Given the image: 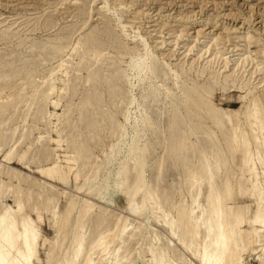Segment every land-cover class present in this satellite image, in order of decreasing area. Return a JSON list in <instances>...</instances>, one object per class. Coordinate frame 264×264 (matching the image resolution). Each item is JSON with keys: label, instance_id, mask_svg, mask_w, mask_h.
<instances>
[{"label": "bare ground", "instance_id": "obj_1", "mask_svg": "<svg viewBox=\"0 0 264 264\" xmlns=\"http://www.w3.org/2000/svg\"><path fill=\"white\" fill-rule=\"evenodd\" d=\"M71 31L47 42L32 43L31 50L38 52L35 54L38 61L34 59L31 64L35 67L32 70L24 68L22 75L12 66V60L18 59L17 54L10 58L6 55L0 57V75L3 74L0 76L1 162L16 163L27 168L34 164L31 168L44 178L72 186L77 191L112 205L118 197H122L129 212L138 216L143 215L142 211L150 212L151 217L132 224L116 216L113 224H108L96 240L94 237L89 241L86 240V232L81 233L78 229L84 228V224H89L93 217L98 225L105 219L110 221L112 215L109 210L95 203L80 204L66 192L58 194L51 185L47 187L38 180H30L20 173L0 168V264H74L79 260L85 245H88L89 253L85 255L84 264H95V259L100 264H124L123 260L127 256L120 250L137 232H143L148 224L146 222L158 224L168 232L167 238L164 237L165 245L161 243L160 235L149 237V264H185L186 261L188 264H245L240 253V250H245V243L251 251H254L256 243H264V210L260 209L259 202L262 198L255 197V210L251 213L249 208L242 211L238 206L237 210H232L231 204L237 194L245 203L244 198L259 186L255 177L257 173L251 172L256 167L251 159L246 158V154L249 144L255 145V158L260 159L264 154V121L263 124L260 121L264 117V96L245 117L249 118L247 129L250 133L247 136L244 129L246 123H242L244 121L233 123L229 117L217 118V113L204 96L209 90L196 81L180 84L181 72L161 65L143 36H140L144 52L125 50L129 57L131 78L139 83V96L136 98L133 93L135 84L127 77L126 82L130 88L127 90L117 70L108 67V62L105 63L101 31L90 32L87 38L72 47V53L66 56L67 59H60L57 66L36 75L34 69L42 65V61L45 65L66 52ZM102 32L109 34L106 29ZM5 39L7 37H0V41ZM113 42L120 51L117 41ZM22 64L29 63L24 61ZM7 72L11 73L10 77ZM72 72L75 73L74 79H70ZM158 78L160 83L156 81ZM16 80L23 81L25 87L21 88ZM211 80V85L220 81ZM80 83L83 84V92L77 105L78 121L84 122L91 140L105 130L115 140V144L111 145V155L105 160V168L117 162L121 153L126 151L125 161H119L114 171H109L103 180H100L103 169L101 164L93 165L91 173H86L90 152L88 146H85L86 142L74 134L76 121L73 118L72 100ZM13 88H16V92L5 97V93ZM26 88H29L28 92H24ZM226 89L225 86L222 88ZM64 93H67L64 109L61 114H53L55 121H51V114L47 116V106L51 105L53 109L60 106ZM53 94L56 95L55 100H51ZM165 101L169 104L166 116L162 114L166 108L159 111V104H165ZM18 104L25 105L26 110L18 113ZM31 108L36 112L33 110L30 113ZM114 112L122 114L126 125L131 127L130 133H126V125L118 122ZM13 119H20L23 125H10L12 127L5 129ZM38 120L43 122V133L47 134L44 136L41 133L30 142L27 133L37 127L32 124ZM50 123L52 128L48 127ZM220 125L225 126V132L220 131ZM51 131L56 135L53 140L57 147L67 142L65 153L69 155L61 163L53 162L51 152L47 150V145L44 146L46 140L49 143L51 136L48 138V135ZM228 133L233 140L231 143L237 145L235 151L241 156L238 159L239 154H234L239 164L237 168L227 170L232 172L242 167L246 169L244 172L248 173V177L243 181L249 185L244 191L240 187L234 189L238 183L234 184L235 180L229 175L225 176L224 184L219 186L217 175L226 169L227 159H220L224 156V152H218L220 142L210 148L203 145L207 143L210 146L220 135ZM9 142L13 144L2 151L3 146ZM182 142L188 145L185 150L192 147L193 153L198 154L194 162H182L180 165L184 153L179 146ZM158 144L166 156L153 167L148 163ZM18 149L22 152H17ZM30 150L41 154L40 161L49 163L38 166L35 156L27 158L31 154ZM147 165L153 175L151 181L145 174ZM261 168L264 178V162ZM173 172L175 174L170 177V184L163 187L160 183L163 174L166 176ZM13 180L16 182L13 183ZM178 190L182 198L178 207H175L172 201ZM6 192L11 193L13 205L6 203ZM164 196L165 205L159 201ZM59 197L62 201L57 199ZM76 209L78 212L74 214ZM156 211L162 215H155ZM45 227L54 232L61 229L65 233L59 241L56 238L47 239L42 234ZM64 243L69 244L68 252L60 254ZM114 243H119L116 251L111 250ZM262 250L260 264H264Z\"/></svg>", "mask_w": 264, "mask_h": 264}, {"label": "rangeland", "instance_id": "obj_2", "mask_svg": "<svg viewBox=\"0 0 264 264\" xmlns=\"http://www.w3.org/2000/svg\"><path fill=\"white\" fill-rule=\"evenodd\" d=\"M105 29L109 34L102 32ZM69 30H72L70 32L72 34L68 35L71 44L69 43L68 49H65L66 52L59 56L60 58H56L55 61L54 59L48 61L45 65H43L45 62L42 61V65L34 69L36 75L43 70L46 71L48 69L47 71H49L54 66H57L56 64L59 63L60 59H67L66 56L68 55L69 57V54L72 53V47L77 42H81V40L87 38L94 31H101L100 36L104 43V54L106 56L105 63L108 62L106 63L108 67L110 66V68L117 70L123 82L122 85L127 90H130L126 82L127 77L131 83L135 84L133 93L138 98L139 83L134 78H131L132 72L129 68V57L125 54V50L139 53L144 52V46H142L143 43L141 45L142 39L140 37L143 36L145 42L152 50L155 59L161 65H167L169 68L181 72H179L180 77H182L179 80L180 84L181 82L189 84V81L200 82L204 89L209 90V93L204 94V96L208 103L211 104L210 107L213 111L217 113V118L229 117L233 123L244 121L242 123H246L244 126L245 132L247 136L249 135L250 132L247 129L249 118L245 117L249 115L250 109L257 107L259 101L264 96V0H0V37H7V39L0 41V57L6 55L10 58L11 55L17 54L18 56L16 57L18 59L12 60V66L21 75L24 72V68L32 70L35 67V65L32 66L31 64L34 59L38 61V57L35 55L38 52L31 50L32 43L47 42L51 39L62 37L63 35H67L66 32ZM114 40L117 41L116 44L119 45L121 52L117 49V46L113 42ZM118 52L123 54L121 55ZM31 58L32 60H30ZM24 61L29 64H22ZM7 74L10 77L11 73L7 72ZM74 77L75 73L72 72L70 79H74ZM18 79H20V76ZM211 79L220 81L217 84L211 85ZM16 81L19 82L21 88L25 87L22 85L23 81ZM156 81L160 83L159 78ZM57 85H60V83ZM224 86L227 88L226 91L222 90ZM82 87L83 84L81 83L77 85L78 92L72 100L74 106L73 118L76 121L74 134L76 137H79V140L86 142L85 146H88L90 152V164L86 168L87 170H85L86 173H91V168L95 164H101L103 169L100 176L102 179L100 180H103V177L108 175L109 171H114L113 168L115 169L118 166L119 161H125L126 151L121 153L120 159L117 162L113 161L112 165L105 168V160L111 155V145L115 140L108 130L100 132V134L96 132L98 136L96 135L91 140L90 133L87 132L84 122L78 121L77 105L82 96ZM15 89L13 88V90L6 92L5 97L9 94H14L16 92ZM28 91L29 88H26L24 92ZM178 94L179 92H177ZM66 95L67 93L63 94L64 98L56 109H53L51 105L47 106V116L51 114L49 117V119H52L51 121H55L53 114L62 113ZM50 97L51 100L56 99L55 94ZM18 105L16 106L18 113L26 110L25 105ZM159 106V111H162L163 107L166 108L162 112L166 116L168 114L166 111L169 107L168 102L165 101V104L161 103ZM33 110L34 113L36 112L35 109L31 108L30 113ZM114 113V116L117 115L115 117L118 122L126 125L122 114ZM260 121L263 124L264 117ZM15 124H18V127L23 125L20 119H13L7 123L5 129ZM50 124L48 127L52 128V123ZM29 125H31V122ZM32 126H37L38 128L33 127L35 130L30 129V132L27 133V138L30 142H33L44 131V124L41 120L36 121ZM103 126H105V123H103ZM50 128L48 130H51ZM56 128L60 129L61 127L57 126ZM218 128L221 132H225L224 125H220ZM126 129V133L127 131L128 133L131 132L129 125H126ZM49 133L48 138L51 136L49 143L46 140L44 146L47 145V150L51 152L53 162L61 163L64 161V157L69 155L65 153L67 142L64 141L60 147H57L55 140H53L56 137L55 133L52 131ZM46 134L43 133L44 136ZM64 134L65 132L62 133V136ZM232 141L231 134L228 133L220 135L210 146H207V143L203 145L206 148H210L220 142L218 152L219 154L224 152V156H221L220 159H224L223 157L227 159L228 165H225L226 169L217 175L219 186L224 184L225 176L229 175L235 180L236 183L234 184L238 183V186H235L234 189L238 190L240 187L244 191L249 185L243 181L248 177V173L244 172L246 169L242 167L232 172L227 170L228 168L235 169L239 164L234 158V154H239L235 151L237 145L231 143ZM166 142L170 143L169 140H166ZM11 144L13 143L9 142L4 145L2 151L3 149H7ZM34 145L36 146V144ZM179 146L183 148L182 151L184 152L181 158L182 161L179 162L180 165H182V162L185 164L194 162L198 158V154L193 153L192 147L185 150L188 145L184 142ZM254 149L255 145L249 144L246 158L251 159L256 167L251 172L257 173L255 177L259 186L250 192V196L244 198L245 203L242 202L243 198L237 194L235 196L237 200L234 199V203L231 204L233 205L232 210H237L238 207H241L242 211H247L249 208V211L251 210L250 213L253 212L255 210V197L262 198L259 201L261 202L260 209L264 210V178L261 173V163L264 162V154L260 159L255 158L253 156ZM30 151L31 154L27 158L35 156L38 166L44 163L43 166H45L49 163L43 160L40 161V153L34 150ZM17 152L21 153L22 150L18 149ZM165 156L166 154H164L163 149L158 144L148 164L156 167ZM239 156L241 154L237 156L238 159ZM1 159L2 157L0 156V168L3 170L20 173L27 176L30 180H38L40 184H44L47 187L51 185L58 194L62 195V192H66L69 197H72L75 201H79L80 204L83 202L87 204L95 203L109 210L112 215L110 221L109 219H105L101 225H98L93 217V220L91 219L89 224L85 223L84 228L78 229L81 233L86 232V240L91 241L94 237L96 240L100 232L107 229L106 226L108 224H113V218L116 216H121L124 218L123 222L126 220L132 224H135L139 220H144L146 217H151L150 212L145 213L142 211L143 215L139 216L129 212L122 197H118L116 203L112 205L81 191H77L72 186H66L65 184L36 174L34 172L35 169L31 168L34 167V164H31L29 169L16 163L6 164L1 162ZM147 166L148 169H146L145 174L148 175L151 181L153 175L150 173L149 165ZM242 166H244L243 163ZM9 168H12V170ZM85 171L83 174H85ZM172 174H175V172L169 173L166 176L163 174V179L160 181L163 187H167L170 184ZM177 174L180 175L181 173ZM3 180L5 181L6 178H3ZM12 182L16 181L13 180ZM6 194H8L5 199L6 203L13 205L11 193L6 192ZM165 197L159 198V201L163 205H165ZM181 198V191L178 190L175 192V197L172 201L175 207H178ZM57 199L62 201L61 197ZM121 205L123 206L122 208ZM77 212L76 209L74 214ZM155 215L161 216L162 213L156 211ZM146 223L148 224L143 232H137L129 242L125 243V247L120 250L121 253L127 256L123 260L124 264H149L150 255L147 252L149 246L148 239L154 234L160 235L161 243L165 245L166 239L164 237L167 238L168 232L158 224ZM245 228L247 229L248 226ZM64 233L65 231L61 229L54 232L52 229L45 227L42 234L47 239L56 238L59 241ZM237 243L239 244V242ZM118 244H112L111 250L116 251ZM254 246V251H251L248 249V244L245 243V250H240L245 264L261 263L260 257L263 255L262 249H264V243H256ZM84 247L79 260H76L74 264H84L86 262L85 255L89 253V247L88 245ZM68 248L69 244L64 243L60 254L68 252ZM176 256H178V253ZM94 262L95 264H100L96 259ZM185 264H188V261Z\"/></svg>", "mask_w": 264, "mask_h": 264}]
</instances>
